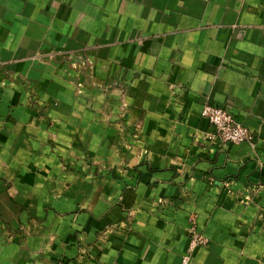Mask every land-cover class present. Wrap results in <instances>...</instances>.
Wrapping results in <instances>:
<instances>
[{"label":"crops","instance_id":"1","mask_svg":"<svg viewBox=\"0 0 264 264\" xmlns=\"http://www.w3.org/2000/svg\"><path fill=\"white\" fill-rule=\"evenodd\" d=\"M191 217L264 264V0H0V264H179Z\"/></svg>","mask_w":264,"mask_h":264},{"label":"built area","instance_id":"2","mask_svg":"<svg viewBox=\"0 0 264 264\" xmlns=\"http://www.w3.org/2000/svg\"><path fill=\"white\" fill-rule=\"evenodd\" d=\"M200 114L210 125L208 138L221 144L252 142L254 139L251 130L238 122L225 107L205 100L201 105ZM189 242L186 251L181 255L179 264H189L193 249L198 245H205L207 240L199 234L194 226L193 217L190 218Z\"/></svg>","mask_w":264,"mask_h":264}]
</instances>
